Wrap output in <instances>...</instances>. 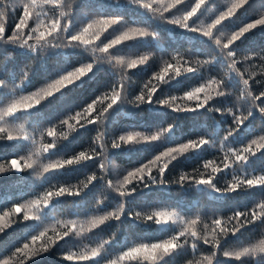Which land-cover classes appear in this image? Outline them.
Listing matches in <instances>:
<instances>
[{"label":"snow or ice","instance_id":"snow-or-ice-1","mask_svg":"<svg viewBox=\"0 0 264 264\" xmlns=\"http://www.w3.org/2000/svg\"><path fill=\"white\" fill-rule=\"evenodd\" d=\"M209 3L210 0H125L127 9L143 19V23L134 21L127 24L119 12H101L77 22L73 0H0V42L41 59L54 49L64 50L58 55L79 58L76 63L69 60L60 66L53 78L27 95H16V89L29 82L27 72L23 74L21 84L8 92L4 91L8 84L0 80V140L16 142L21 148L30 145L27 155H14L7 161H0V174H21L32 170L39 182L33 188L43 189L34 191L27 201L11 202L10 207L4 206L0 210V235L16 225L26 227L22 243L10 255L0 258V264H13V258H20L19 264H27L61 242L67 243L72 237L91 241L102 225L125 219L134 226L138 223L155 224L157 232L171 231V235L163 240L141 238L138 243L125 240L118 253L108 254L110 248L120 244L113 232L108 239L100 240L94 246L84 244L81 248L69 249L62 254L63 260L71 264H168L166 258L176 256L190 245L193 259L188 264H219L217 257L221 252L224 257L239 264H245V258H254L255 264H264V233L258 242L249 240L241 242L237 248L224 250V244L230 237L240 240L245 231L264 224V172L257 174L254 169L250 170L254 158L258 154L264 156V135L240 147L233 146L243 139L244 129L257 113L264 118V90L256 93L250 83L259 82L254 80L257 73L241 71L238 67L241 61L237 59L238 43L250 32L264 28V15L237 24L241 13H246L250 0H230L222 10L208 17L207 22L201 21V17L211 11ZM107 7L119 8L120 4L109 3ZM149 20L167 24L171 26L170 30L179 29L190 34L186 39L194 41L198 50L210 49V52L203 60L192 61L179 53L164 60L129 103L134 107L149 105L150 111L166 117L168 110L177 114L212 110L211 105L217 98L229 97L232 95L229 89H232L239 93L237 100L248 105L247 108L214 109L221 115L232 117L231 124L219 141L218 151L222 156L204 161V172L199 176L180 175L179 183L215 193L214 199L230 193L247 194L256 189L260 191L261 198L252 207L243 210L235 208L227 218L212 209L210 223H204L203 229L200 228L203 223L201 215L186 217L180 210L171 207L144 212L128 206L131 203L129 198L138 189L166 185L165 174L175 161L181 157L188 158L190 153L199 156L206 148L216 147L214 140L205 137L173 146L171 141L178 135L175 117L173 123L152 133L127 130L112 137L110 146L116 151L111 155H123L120 150L125 148L128 153L146 152L150 150L149 146L157 145L163 150L121 177L106 180L112 164L107 123L128 98L129 73L148 64L152 57L150 52L136 54L135 49L147 47L159 38L157 30L147 23ZM229 25H232V30L225 36L224 29ZM125 49L131 54L122 55ZM255 58L254 54H246L243 60L249 62ZM259 59L264 61V56ZM104 64L113 70L111 86L90 102L72 101L70 98L94 79ZM216 64L220 65L222 74L212 75L208 66ZM205 69L209 72L207 76L203 75ZM197 76L202 82L182 95L158 97L161 85L179 82L181 77L189 79ZM184 102H189L188 106ZM90 127H96L98 135L88 148L74 155L60 154L63 142H71ZM165 139L169 143L161 144ZM91 168H98L99 174L88 171ZM73 170L88 171V174L76 185L50 184L52 179ZM221 175H231V180H226L223 188L217 186ZM49 184V187H44ZM97 184L114 193L113 199L118 198L113 210L97 211V214L84 220L79 217L61 220L51 216L62 203V197H79L90 186L95 188ZM101 203L100 199L96 201L97 205ZM49 219L52 222L45 223ZM201 245L207 246V254L202 253ZM197 252L202 254L197 257Z\"/></svg>","mask_w":264,"mask_h":264},{"label":"trees","instance_id":"trees-1","mask_svg":"<svg viewBox=\"0 0 264 264\" xmlns=\"http://www.w3.org/2000/svg\"><path fill=\"white\" fill-rule=\"evenodd\" d=\"M229 2L230 0H210L209 7L211 11L206 12L201 17V21L207 22L208 17L212 16L216 11L222 10ZM109 3H119L120 7L108 8L107 5ZM73 8L76 13L77 22L85 17L91 18L99 15L101 12L106 14L119 12L124 16L127 24H132L134 21L143 23L141 17L136 16L133 11L127 9L125 0H73ZM9 12L12 13V10L9 9ZM260 15H264V0H250L249 5L246 6V13H241L237 24L259 18ZM147 23H151L152 27L157 30L159 38L155 42H150L147 47L140 46L135 49L136 54L150 52L152 57L148 64L129 73L130 79L127 81L128 98L112 114L110 122L107 123L109 159L112 164L108 169L106 180L109 178L115 180L121 177L127 171L138 167L141 163L151 158L158 151L163 150L161 146L157 145L155 147L149 146L150 150L146 152L128 153L127 148H125L120 150L124 153L123 155H111L112 152L116 151L112 150L110 146L112 137L118 136L127 130L152 133L157 128L173 123V117H175V123L178 124V135L171 141L173 146L182 144L189 139L205 137L214 140L216 147L206 148L199 156L190 153L188 158L181 157L175 161L165 174L166 185L161 186L157 184L153 185L150 189H138L129 198L131 203L128 206L144 212L171 207L177 208L186 217L201 215L203 223L200 224V228L203 229L204 223H210L212 209H216L218 214L227 218L235 208L239 207L243 210L245 207H252L253 203L261 198L260 191L256 189L250 190L247 194L230 193L226 197L214 199L215 193L194 188L189 184L181 186L179 183L180 175L187 173L199 176L201 172H204L202 167L204 161L222 156L218 151L219 141L225 134L224 130L231 124L232 117L227 114L221 115V113L216 112L214 109L218 107L235 108L241 106L247 108L248 105L243 101H238L237 96L239 93L232 89H229L232 93L229 97L217 98L211 105L212 110L202 109L198 112H183L179 114L168 110L166 117H161L159 114L150 111L149 105L144 104L140 107H134L133 104L129 103V100L139 94L141 87L152 73L159 70L164 60L170 59L176 53L188 57L192 61L197 59L203 60L210 52V49L198 50V45L194 41L186 39L190 35L188 33H182L179 29L170 30L171 26L155 20H149ZM147 23H144V26H147ZM231 30L232 25H229L224 29L223 35L230 34ZM217 35H221V33H217ZM62 51L64 50H50L41 59L33 56L31 53H22V50L13 45L0 42V80H4L8 84V88L4 91H11L15 88V85L21 84L23 74L27 72L29 74V82L21 85L20 89H16L17 96L27 95L45 83L46 80L53 78L58 68L69 60H72V63L78 62L79 58L77 57H65L57 54ZM121 54L130 55L131 53L125 49ZM246 54H254L256 58L245 62L243 57ZM85 55L88 54L85 53ZM260 56H264V28H257L253 32H250L237 46V59L241 61L238 65L240 70L257 73L254 80L259 82H250L253 84V91L256 93L264 90V75H261V73H264V61L259 59ZM173 62L175 63V61ZM208 68H211L212 75H216L217 73L222 74L219 64L208 66ZM208 74L207 69L203 70L204 76ZM112 82L113 70L108 64H104L102 65V70L98 71L94 79L90 80L84 88L77 91L70 99L75 102L81 101V103L90 102L109 88ZM201 82L202 80L199 76L189 79L181 77L179 78V82L172 81L170 84L161 85L162 91L158 93V97L162 98L165 95L180 96L185 91L198 86ZM184 104L188 106L189 102H184ZM162 121L163 123L161 124L160 122ZM97 135V128L90 127L88 130L77 135L71 142H63L60 154L74 155L88 148L92 139ZM261 135H264V118H261L259 113H257L255 119L244 129L242 133L243 139L233 146L240 147L241 144H247L252 139H259ZM168 143L167 139L161 142L163 145H167ZM29 151L30 145H25L21 148L16 142L0 140V161H7L14 155H27ZM253 169L257 174L264 172V156L258 154L254 158V163L250 170ZM88 171H96L99 174L98 168H91ZM88 171H70L67 175H62L58 179H52L50 184L76 185L85 178ZM226 180H231V175H221L217 181V186L221 188L225 187ZM38 183L32 170H27L21 174L14 172L0 174V210L4 206L10 207L11 202L27 201L34 191H43V189L33 188V185ZM50 184L44 187L47 188ZM114 196L115 194L107 192L103 185L97 184L95 188L90 186L79 197H62V203L51 213V216L61 220L77 219V217L80 220H84L97 214V211L108 212L113 210L118 202V198L113 199ZM98 199L102 200L100 205L96 204ZM51 222L52 220L49 219L45 223L50 224ZM175 228L176 226L173 225L172 229L175 230ZM156 229L157 226L155 224L138 223L134 226L127 219L122 222L109 221L95 231L91 241L72 237L67 243L61 242V244L52 247L49 252L28 261L27 264H71V262L63 260V253H66L69 249L81 248L84 244H92L94 246L100 240L108 239L113 232L116 233L120 244L110 248L108 254L118 253L125 240L138 243L141 242V238L163 240L171 235V231L157 232ZM25 230V225L20 224L14 226L6 234L0 235V258L10 255L14 251V248L22 243L21 237ZM262 233H264V224H257L245 231L240 240L230 237L224 244V250L237 248L241 245V242L249 240L258 242ZM200 247L202 253L207 254L209 251L207 246L201 245ZM202 253L197 252L196 256L199 257ZM166 259L168 260V264H188V261L193 259V250L189 245L176 256ZM217 259L219 260V264H239L234 259L224 257L222 252ZM19 260L20 258H13V264H19ZM81 264H87V262H81ZM245 264H255V259L245 258Z\"/></svg>","mask_w":264,"mask_h":264}]
</instances>
